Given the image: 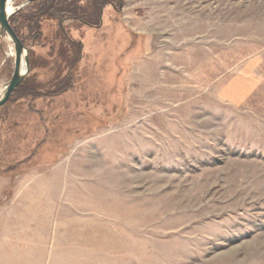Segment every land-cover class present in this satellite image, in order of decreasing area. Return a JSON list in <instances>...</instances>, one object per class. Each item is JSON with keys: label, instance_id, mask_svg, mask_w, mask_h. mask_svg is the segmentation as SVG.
Masks as SVG:
<instances>
[{"label": "rangeland", "instance_id": "rangeland-1", "mask_svg": "<svg viewBox=\"0 0 264 264\" xmlns=\"http://www.w3.org/2000/svg\"><path fill=\"white\" fill-rule=\"evenodd\" d=\"M46 1L7 9L0 264H264V0Z\"/></svg>", "mask_w": 264, "mask_h": 264}, {"label": "water", "instance_id": "water-1", "mask_svg": "<svg viewBox=\"0 0 264 264\" xmlns=\"http://www.w3.org/2000/svg\"><path fill=\"white\" fill-rule=\"evenodd\" d=\"M16 0H0V36L8 37L14 50V66L13 73L9 82L4 86L3 92L0 96V106H2L10 97V95L17 89L21 82L26 77L29 70V58L28 49L24 46L21 40L18 38L9 23V18L19 8L8 14L6 11V5L13 4ZM24 5L32 3L35 0H23Z\"/></svg>", "mask_w": 264, "mask_h": 264}, {"label": "trees", "instance_id": "trees-1", "mask_svg": "<svg viewBox=\"0 0 264 264\" xmlns=\"http://www.w3.org/2000/svg\"><path fill=\"white\" fill-rule=\"evenodd\" d=\"M50 4V5H49ZM49 5V6H48ZM54 5V3H52V0H47L46 1V3H44V5L42 6V7H44V9L43 10H45V13L43 14V15H47L52 9L54 10L56 7L55 6H53ZM48 7H50L49 9H47ZM43 10H40V12L41 11H43ZM38 12H36L35 14H37ZM17 34V33H16ZM19 37V36H18ZM21 40V39H20ZM22 41V40H21ZM27 84H28V82H27V79H24L23 80V82L21 83V85L16 89V92L17 93H21L22 92V94H25L26 93V89H27Z\"/></svg>", "mask_w": 264, "mask_h": 264}, {"label": "bare ground", "instance_id": "bare-ground-1", "mask_svg": "<svg viewBox=\"0 0 264 264\" xmlns=\"http://www.w3.org/2000/svg\"><path fill=\"white\" fill-rule=\"evenodd\" d=\"M10 6H11V4H9V3L6 5V11H7L8 14H10V13H12L13 11L16 10V8H11V9L7 10ZM3 89H4V88L0 89V96H1V94H2V92H3Z\"/></svg>", "mask_w": 264, "mask_h": 264}]
</instances>
